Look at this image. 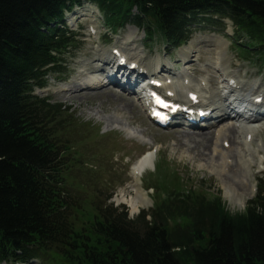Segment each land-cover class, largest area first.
<instances>
[{"label": "trees", "instance_id": "obj_1", "mask_svg": "<svg viewBox=\"0 0 264 264\" xmlns=\"http://www.w3.org/2000/svg\"><path fill=\"white\" fill-rule=\"evenodd\" d=\"M84 1L113 27L133 23L173 44L188 38V13L229 14L255 48L247 58L264 60V0H0V263L264 264L263 181L237 213L163 166L154 207L134 218L99 189L77 194L71 175L93 128L33 91L65 71L61 55L76 41L57 26Z\"/></svg>", "mask_w": 264, "mask_h": 264}, {"label": "rangeland", "instance_id": "obj_2", "mask_svg": "<svg viewBox=\"0 0 264 264\" xmlns=\"http://www.w3.org/2000/svg\"><path fill=\"white\" fill-rule=\"evenodd\" d=\"M77 20L79 25L74 23L70 29L80 27L82 15L77 17ZM229 27L227 31L226 28L219 30L217 35L226 37L227 33L233 34V27L231 25ZM195 28L199 30L194 31L192 39L197 47L194 51L197 52L192 55L194 57L190 59V64L182 68L181 72H191L195 77H201L200 79L210 83L215 91L219 84L213 78L214 48L207 43L210 39L206 37L212 36L213 32L210 26L198 25ZM119 38H121L119 41L111 40L110 43L109 40L98 42L97 38L80 37L75 58L73 61L70 59L69 78L65 79V76L56 74L49 78L47 88L35 91L40 97L53 96V102L71 107V112L75 113L76 118L94 128L92 133L83 135V153L78 157L82 164L81 167L73 169L74 173L71 175L74 183L82 185L78 188L82 189L79 192L82 193L85 189L89 192V188H96L101 190L104 196L114 193L112 202L117 206L129 207L131 216L142 210H149L151 207L134 211L129 202L131 196L135 194L132 191V171L142 156L149 151L147 155L150 163L143 171L141 186L150 199L156 194L152 188L151 178L157 166L161 164L180 178V184L182 183L185 189L203 190L210 194L219 193L230 212L243 211L247 201L255 194L258 180L264 179V124L258 126L251 143L247 145L243 143L244 134L240 130H234L233 125L225 124L218 133L219 137H215V133L211 134L213 143L209 137L212 144L205 151L202 147L194 145L193 137L197 134L188 137L178 132L159 131L152 127L140 107L115 89L91 90L88 93L83 90L80 94L73 95L71 92L56 94L62 89L80 90L89 86L88 81L95 75V67L99 64L95 49L97 46L98 51L102 49L110 51L115 46L120 47L127 43L128 49L145 58V64L149 68L157 65L159 59L166 64L172 61L177 69L180 67L179 60L182 58L179 52L168 51L165 46L159 44L154 48L145 47L142 43L144 33L137 28L128 27ZM226 41L228 70L242 81L260 79L264 83L262 74L264 69L259 74V68L239 60L237 53L231 51L230 40ZM212 43L215 45L214 41ZM262 89L264 90V84ZM225 140L228 146L223 148ZM220 150L227 152L221 156ZM148 201V206L153 204V201Z\"/></svg>", "mask_w": 264, "mask_h": 264}, {"label": "bare ground", "instance_id": "obj_3", "mask_svg": "<svg viewBox=\"0 0 264 264\" xmlns=\"http://www.w3.org/2000/svg\"><path fill=\"white\" fill-rule=\"evenodd\" d=\"M219 44L220 45L218 47V53H217V60H216V62H217V65L218 66L221 65L220 67H223V63H224V57L223 56H224V51H225V46L226 45H224V43H222L220 41H219ZM194 49L197 50V47H196L195 41L193 40V41L190 42L189 45H187L185 48H183L180 51V53L182 55V58L185 61H187V59L189 57H191V52L194 51ZM98 57H99V61L100 62H103L107 66H109L110 64L114 66V64H115L113 62V60H111V56L108 53H106L105 51L99 52L98 53ZM132 58H130V59L131 60H134V57H132ZM117 69H119V68L118 67H114V68H112V71H110L109 73H111L113 75V72H116ZM184 78L185 79H189L187 74H185ZM176 79H177V77L175 78V80ZM90 81H91V83H89V85H92V84L93 85L94 84L95 85H101V84H103V81H102L101 76H97V77H96V75L91 76ZM80 82H82V81H80ZM238 83H240V84H238V87L237 88L234 89L233 86L227 87L226 90H225V92L220 91V92H222L221 94L214 93L212 90L204 91L207 94V96H205L204 99L206 101H213L217 105L218 108L227 107L226 104H225V102L228 101V100L235 101V102L238 101L241 104V106H242L243 103H244V97H246L247 99H249V95H251V93L255 89H257V88L255 87V85H249V84L244 83L243 81H240ZM177 85H180V84L178 83ZM225 85L228 86L227 80L225 82ZM192 86L194 87L196 85L194 84ZM87 93H85V94H87ZM177 96H180V94L178 93ZM235 126H236V124L233 125L234 130H236V128H238L237 126L236 127ZM240 131L244 132L243 134L245 135L244 136V140H245L246 139V136H247V134H246L247 131L246 132L243 131V128H240ZM189 136L192 137V136H195V135H189ZM209 137H211V134H209V133L208 134L196 135V137H193L194 138V140H193L194 145L195 146H198V148L199 147H202L205 151H207L210 148L211 144L213 143V138L211 137L212 138V143H210L209 142ZM225 141H223V143ZM237 141H238V139H237ZM243 143H244V141H243ZM240 147H242V146H240ZM214 148L216 149V147H214ZM225 152H227V151L222 152L220 150V153L219 154L221 156H223ZM148 158H149L148 155H146L145 157L141 158L138 161V163L136 164V167L134 168V170L132 171V175H134V183L132 185V191H134L135 195H132L131 196V200H129V202L131 203L134 211H137L141 207L142 208L147 207V202H146L147 194L143 191V188L140 186V177L143 174V171L146 168V166L148 165V163H150V161L148 160ZM241 201H242V198H241Z\"/></svg>", "mask_w": 264, "mask_h": 264}]
</instances>
